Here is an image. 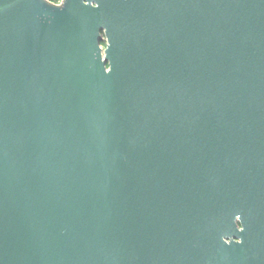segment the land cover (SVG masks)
<instances>
[{"label": "water", "instance_id": "1", "mask_svg": "<svg viewBox=\"0 0 264 264\" xmlns=\"http://www.w3.org/2000/svg\"><path fill=\"white\" fill-rule=\"evenodd\" d=\"M62 1L0 0V264H264V0Z\"/></svg>", "mask_w": 264, "mask_h": 264}, {"label": "trees", "instance_id": "2", "mask_svg": "<svg viewBox=\"0 0 264 264\" xmlns=\"http://www.w3.org/2000/svg\"><path fill=\"white\" fill-rule=\"evenodd\" d=\"M50 1H52V2H54V3H60L62 0H50ZM102 45H103V46L105 45L103 41H102Z\"/></svg>", "mask_w": 264, "mask_h": 264}, {"label": "flooded vegetation", "instance_id": "3", "mask_svg": "<svg viewBox=\"0 0 264 264\" xmlns=\"http://www.w3.org/2000/svg\"><path fill=\"white\" fill-rule=\"evenodd\" d=\"M105 44V47H107V38L105 37V41H103Z\"/></svg>", "mask_w": 264, "mask_h": 264}, {"label": "rangeland", "instance_id": "4", "mask_svg": "<svg viewBox=\"0 0 264 264\" xmlns=\"http://www.w3.org/2000/svg\"><path fill=\"white\" fill-rule=\"evenodd\" d=\"M61 2H63V1H61ZM105 39V38H104ZM102 41H105V40H102ZM103 48H105V45L104 46H102Z\"/></svg>", "mask_w": 264, "mask_h": 264}]
</instances>
